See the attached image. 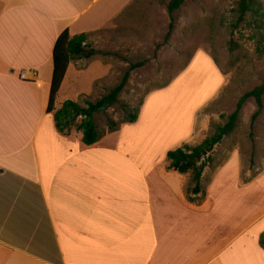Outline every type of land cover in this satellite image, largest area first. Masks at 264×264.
Segmentation results:
<instances>
[{
    "label": "crops",
    "instance_id": "0c3cea01",
    "mask_svg": "<svg viewBox=\"0 0 264 264\" xmlns=\"http://www.w3.org/2000/svg\"><path fill=\"white\" fill-rule=\"evenodd\" d=\"M130 1L0 0V264H264L255 202L206 183L207 168L191 193V172L169 168L195 123L159 153L157 138L125 136L141 112L91 146L47 113L57 38L93 48ZM95 60H71L56 99Z\"/></svg>",
    "mask_w": 264,
    "mask_h": 264
},
{
    "label": "rangeland",
    "instance_id": "374dc122",
    "mask_svg": "<svg viewBox=\"0 0 264 264\" xmlns=\"http://www.w3.org/2000/svg\"><path fill=\"white\" fill-rule=\"evenodd\" d=\"M169 1L131 0L108 28L96 32L92 58L97 61L85 74L69 76V87L56 105L64 97L81 107L86 101L98 103L129 72L116 103L94 114L102 134L108 130V121H126L137 111L141 121L127 128L125 136L157 138L159 153L183 139L192 122L196 129L185 139L189 144L198 145L211 136L233 112L238 99L264 81V46L249 30H232L235 0H184L172 14L174 29L166 41ZM259 1L264 13V0ZM145 60L143 67L130 70ZM254 111L253 99L247 100L235 130L208 154L204 181L235 184L238 199L254 201L255 212L262 213L264 96L262 112L251 127ZM201 115L208 122L199 121Z\"/></svg>",
    "mask_w": 264,
    "mask_h": 264
},
{
    "label": "trees",
    "instance_id": "16d2710c",
    "mask_svg": "<svg viewBox=\"0 0 264 264\" xmlns=\"http://www.w3.org/2000/svg\"><path fill=\"white\" fill-rule=\"evenodd\" d=\"M184 2V0H170L167 4V11L171 17L169 30L165 36V40H169L174 29L172 22V14ZM236 20L231 28L237 29L243 27L252 32L257 43L264 46V13L259 0H235ZM264 49V47H262ZM95 50L86 44V35L70 36L68 31H64L57 38L53 48V69L49 85V96L47 102V113L53 115L55 127L60 132L69 130L72 126L81 133L82 142L91 146L98 142L102 133L98 130L95 123V112L102 104L111 106L121 93L129 72L125 74L121 83L116 86L107 96L102 98L98 103L85 102V107H81L74 101H65L61 108L55 109V100L60 86L63 82L69 63L74 58L88 60L95 55ZM148 61H142L130 66V70L143 67ZM264 81L251 91L244 93L237 101L235 108L230 113L222 125H218L213 134L204 139L198 145H184L176 150L169 151L166 155L169 161V168L179 173L191 172L194 187L191 193H199V181L207 166L210 156L208 155L213 149L219 145L224 138L229 136L236 128L244 104L247 100L253 99L255 103V111L250 118L251 127H253L256 119L263 109ZM81 117L79 123H75L76 119ZM137 120V111L130 114L128 119L123 122L108 121V131H116L124 123H134ZM259 245L264 249L263 235L260 236Z\"/></svg>",
    "mask_w": 264,
    "mask_h": 264
},
{
    "label": "water",
    "instance_id": "95a60500",
    "mask_svg": "<svg viewBox=\"0 0 264 264\" xmlns=\"http://www.w3.org/2000/svg\"><path fill=\"white\" fill-rule=\"evenodd\" d=\"M106 109H107V105L104 103L100 107L97 108V111L98 110H102L103 111V110H106Z\"/></svg>",
    "mask_w": 264,
    "mask_h": 264
},
{
    "label": "built area",
    "instance_id": "2783aa9c",
    "mask_svg": "<svg viewBox=\"0 0 264 264\" xmlns=\"http://www.w3.org/2000/svg\"><path fill=\"white\" fill-rule=\"evenodd\" d=\"M20 77H21V78H24V74H21Z\"/></svg>",
    "mask_w": 264,
    "mask_h": 264
}]
</instances>
